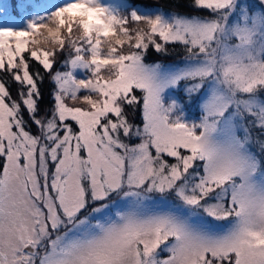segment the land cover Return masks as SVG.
<instances>
[{"label": "rangeland", "instance_id": "1", "mask_svg": "<svg viewBox=\"0 0 264 264\" xmlns=\"http://www.w3.org/2000/svg\"><path fill=\"white\" fill-rule=\"evenodd\" d=\"M196 6L212 17L169 22L142 7L123 14L121 0H52L17 18L10 0H0V53L23 47L61 8L86 23L54 75L68 99L58 97L54 120L72 128L46 119L35 121L36 136L26 132L0 85V264H264V169L251 130L264 133V0ZM129 16L172 26L196 52L168 63H147L136 52L124 63L110 53L109 37ZM53 31L36 32L33 43L40 48ZM109 67L113 74L98 75ZM135 91L144 96L143 120L125 138L143 135L138 148L111 134L106 119ZM185 101L202 113L184 112ZM182 154L190 168L171 178L152 163L180 162ZM184 176L197 188L208 181V192L173 184Z\"/></svg>", "mask_w": 264, "mask_h": 264}, {"label": "trees", "instance_id": "2", "mask_svg": "<svg viewBox=\"0 0 264 264\" xmlns=\"http://www.w3.org/2000/svg\"><path fill=\"white\" fill-rule=\"evenodd\" d=\"M52 0H32V3L37 6L48 3ZM55 1V0H54ZM59 1V0H56ZM25 2V3H24ZM125 5L121 10L124 11L123 14L128 11H132V8L142 7L154 11H161L165 16L170 17L168 19L171 22L175 17H199V18H210L212 17V12L209 9L198 8L196 6L197 0H121ZM126 2L128 6L126 7ZM11 3V14L20 18L24 15L30 14L34 6L27 2V0H10ZM126 9H128L126 11ZM124 20L119 23L118 31L116 36H110L109 51L113 55L119 57L124 63L129 64L131 61V55L136 52H142L141 56L144 54L145 61L147 63L153 62H177L181 59L186 58L188 55L196 52L193 46L194 41L190 37L177 39L172 33V26L163 28L162 23L159 27H156L155 23L149 18H133L129 16L123 18ZM84 23L85 19L80 17V15L70 14L64 8L60 9V17L49 18L46 21L38 24L30 31L26 38H24L25 45L18 49L11 45V52H6L1 50L0 53V85L4 88L3 99L9 105V108L14 112V119L18 120L21 126L26 132L32 135H37V124L36 120L45 122L44 120L50 119L58 127L64 128L73 127V122L70 120L61 121L59 119L54 120L55 117V107L58 106V97H62L63 102L68 103L67 96L63 97L61 95L62 91L59 89L57 83L55 82L54 75L58 72L64 70V64L67 62V57L69 52H73L74 47L84 37ZM86 24V23H85ZM54 28L53 34L44 41V44H40V48L37 47L33 40L37 37L33 36L36 32L42 33L46 29ZM72 40H69V36L73 35ZM29 36V37H28ZM33 36V37H30ZM39 49V50H38ZM63 63V64H62ZM115 70V69H114ZM105 73H114L112 68H101L99 74L101 77ZM118 73V72H117ZM117 73L114 75L117 76ZM197 84L198 82L195 81ZM183 85H190L188 82H181ZM181 88V86H179ZM193 90V89H192ZM137 97H130L128 100L123 101L116 109H119V113L113 114L112 116L106 117V119H111V123L107 128L111 134H117V139L128 143L131 146L137 144V148L141 146V141H145L143 135L139 137L136 133V138H125V131L128 133V128L132 130L138 129L142 124V107H143V93L141 91L134 92ZM192 91H187L185 94L179 93L180 97L185 100L186 97L191 96ZM194 93H192L193 95ZM195 100L196 95H195ZM76 100L72 101L71 104H75ZM185 101L182 108L189 113V115L199 116L201 114L200 107L198 111H194L188 108L189 105ZM104 119L102 123L97 127L101 128L103 124L107 121ZM260 125L264 127V119L259 120ZM63 126H60V124ZM137 125V126H136ZM257 127V125H256ZM251 128V127H250ZM254 135L256 134L257 139L254 144L260 148L261 156L260 164L264 169V141L260 138H264V133L257 134V128H251ZM257 131V132H256ZM186 154L185 151H182ZM182 154V156H183ZM181 156L180 162L174 156L165 159H160L153 161L155 169L161 167V175L168 176L173 170L182 171L183 168L188 164L185 163V157ZM167 159V160H166ZM177 162L178 166H177ZM191 170L187 171V173ZM185 174V175H186ZM183 175V174H182ZM169 177V176H168ZM171 178V177H169ZM187 183L188 186H192L193 189H198L199 192H208V181L204 184L206 188L194 187L193 180L186 179L185 176L182 177L178 182L173 183L175 186H179L181 183ZM213 185V183H212ZM187 186V189H188ZM210 188V191H216V189ZM209 194V193H208ZM200 196V194H198ZM201 199V197H198ZM203 198V197H202ZM204 202H211L209 200H203ZM94 204V203H93ZM233 262L229 261V264Z\"/></svg>", "mask_w": 264, "mask_h": 264}]
</instances>
